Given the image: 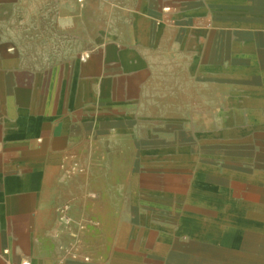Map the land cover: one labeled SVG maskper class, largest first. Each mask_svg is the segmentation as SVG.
I'll return each instance as SVG.
<instances>
[{
    "label": "crops",
    "instance_id": "0c3cea01",
    "mask_svg": "<svg viewBox=\"0 0 264 264\" xmlns=\"http://www.w3.org/2000/svg\"><path fill=\"white\" fill-rule=\"evenodd\" d=\"M8 3L0 0V264L193 259L169 248L184 245L183 232L188 244L206 235L193 212L229 197L232 177L198 140L168 129L264 118V0H90L98 43L44 74L8 43ZM87 10L69 14L83 30ZM192 162L200 170L184 183Z\"/></svg>",
    "mask_w": 264,
    "mask_h": 264
},
{
    "label": "rangeland",
    "instance_id": "374dc122",
    "mask_svg": "<svg viewBox=\"0 0 264 264\" xmlns=\"http://www.w3.org/2000/svg\"><path fill=\"white\" fill-rule=\"evenodd\" d=\"M12 1L15 5L8 3L5 9L7 16H14L13 33L16 37L9 38L8 43L14 49L16 44L21 47L18 57L25 66L34 71L44 74L46 71L52 72L64 65H70V62L81 57V53H75L76 49L88 51L99 41V34L93 31L94 12L91 10L93 7H90V0H75L76 5L71 9L64 6L65 0ZM112 1L116 0H107L110 4ZM111 8L109 5L103 7V10L111 11ZM86 9L87 18L92 21H88L87 30H83L85 24L75 21L77 17L70 19L69 14L72 17ZM63 25L70 29H64ZM77 34L84 35L77 37ZM107 37L108 34L103 33V40ZM209 121L214 122L216 129H183L181 135L175 134V130L180 129H168L167 134L168 138L176 136L188 137L189 141L198 140L200 146L205 147L200 148L199 153L215 162H210L211 165L223 167L232 177L228 188L229 197L210 198L209 204L212 207H198L196 213L193 212L200 217V226L204 231L211 230V236L194 238V241L188 244V238L191 239L192 235L186 237L183 232L184 245L179 243L169 248L187 259L194 257L202 244L221 248L222 241L230 238L232 246L228 245V248L233 250V245L240 239L241 234L250 233L264 238V230H260L264 229V118L216 117ZM245 124L249 127L253 124H263V127L238 129ZM210 142L223 143L224 148L215 150L208 145ZM190 165H193V168H187L185 171L184 183L195 180L200 170L193 162ZM179 194L187 196L188 191L183 189Z\"/></svg>",
    "mask_w": 264,
    "mask_h": 264
},
{
    "label": "bare ground",
    "instance_id": "6f19581e",
    "mask_svg": "<svg viewBox=\"0 0 264 264\" xmlns=\"http://www.w3.org/2000/svg\"><path fill=\"white\" fill-rule=\"evenodd\" d=\"M211 233L208 230L202 238L210 237ZM229 239L222 241L221 248L202 244L193 259L178 264H264V238L250 233L241 234L233 245V250L228 248V245L232 246Z\"/></svg>",
    "mask_w": 264,
    "mask_h": 264
},
{
    "label": "built area",
    "instance_id": "2783aa9c",
    "mask_svg": "<svg viewBox=\"0 0 264 264\" xmlns=\"http://www.w3.org/2000/svg\"><path fill=\"white\" fill-rule=\"evenodd\" d=\"M83 0H79V2H82ZM22 264H31V262H29V261H26V262H24V263H22Z\"/></svg>",
    "mask_w": 264,
    "mask_h": 264
}]
</instances>
